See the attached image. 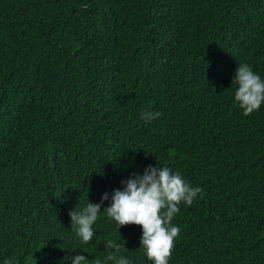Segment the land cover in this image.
Here are the masks:
<instances>
[{
    "label": "trees",
    "instance_id": "16d2710c",
    "mask_svg": "<svg viewBox=\"0 0 264 264\" xmlns=\"http://www.w3.org/2000/svg\"><path fill=\"white\" fill-rule=\"evenodd\" d=\"M239 63L264 79V0H0V264L104 261L108 240L153 264L110 200L88 244L69 215L149 165L203 189L169 264H264V104L235 103Z\"/></svg>",
    "mask_w": 264,
    "mask_h": 264
},
{
    "label": "clouds",
    "instance_id": "9594fccd",
    "mask_svg": "<svg viewBox=\"0 0 264 264\" xmlns=\"http://www.w3.org/2000/svg\"><path fill=\"white\" fill-rule=\"evenodd\" d=\"M238 87L234 93L235 103L244 116L258 111L264 104V79L255 73L247 63H239L232 81ZM159 112L145 111L141 118L146 122L158 118ZM123 190L116 189L111 195L105 192L100 203L89 202L81 210H72L71 227L82 243L88 244L94 236L93 225L96 223L104 201L110 200L105 207L107 217L114 220L119 228L127 225H139L142 228L140 247L148 260L153 264H169L175 248L176 238L180 235V227L173 224L175 215L180 211L181 203L191 206L198 194L203 192L199 186H190L179 172L168 166L145 168L143 175L133 173L126 181ZM106 247L111 251L104 261L97 257L94 261L84 255H76L72 264H130L124 256H117L122 245L108 240ZM5 264H13L6 260Z\"/></svg>",
    "mask_w": 264,
    "mask_h": 264
}]
</instances>
